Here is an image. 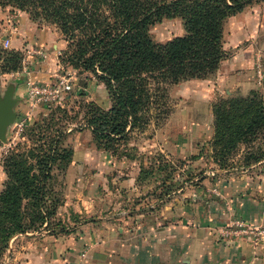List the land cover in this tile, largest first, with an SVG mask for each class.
<instances>
[{
    "label": "rangeland",
    "instance_id": "rangeland-1",
    "mask_svg": "<svg viewBox=\"0 0 264 264\" xmlns=\"http://www.w3.org/2000/svg\"><path fill=\"white\" fill-rule=\"evenodd\" d=\"M262 3L264 1H254L244 11ZM149 34L156 43L165 44L185 36L186 31L182 19L176 18L150 27ZM6 36L11 39L9 48L3 45ZM0 50L3 52L0 55V97L13 88L18 101L15 106L17 119L8 128L6 142L0 141L3 175L0 195L8 181L3 161L10 151H32L31 163L36 160L33 156L43 155L50 157L52 165L41 209L47 215L48 224L37 231L16 234L9 241L0 228V264H9L15 259L14 253L27 241L40 238L42 234L57 237L81 223L95 224L108 217L114 207L115 220L123 223V218L128 216L135 219L142 214L149 216L161 212L171 198L185 193L203 191L202 201H216L220 194L201 184L204 180L216 179L221 170L247 172L257 164L264 167V158L253 162L254 157H264V131H258L231 152L223 153L224 142H221V106L223 111H229L224 104L226 101L251 98L255 93L264 99V57L260 53L255 55L254 88L232 94L221 92L218 84L213 88L220 78V64L204 78L169 86L162 107L155 105L148 125L129 132L124 140L109 141L93 133L89 119L97 108L105 112L112 108L110 92L92 70L64 56L71 49L56 24L13 6L1 7ZM40 50L46 58L38 54ZM224 50L228 55L226 60L231 59L234 49L227 50L225 40ZM12 52L21 59L20 69L5 72L6 54ZM41 60L52 63L51 66L47 64V69L53 72L46 83L34 77L31 69L41 64ZM52 65H55L54 70ZM260 69L262 75L258 73ZM62 75L73 78V88L59 103L46 106L31 100L30 83L55 85ZM19 88L25 89L26 96L18 95ZM204 99L211 103V116L205 114L196 120L188 113L183 116L181 105ZM21 124L23 130L19 132ZM186 137L192 139L190 146L184 144ZM187 147H192L193 151L188 153ZM27 203L23 202L22 211L26 206V211L32 213L34 210ZM155 204L161 208L155 210ZM125 210L130 213L126 215ZM28 223L29 219L24 220L25 226Z\"/></svg>",
    "mask_w": 264,
    "mask_h": 264
},
{
    "label": "trees",
    "instance_id": "trees-1",
    "mask_svg": "<svg viewBox=\"0 0 264 264\" xmlns=\"http://www.w3.org/2000/svg\"><path fill=\"white\" fill-rule=\"evenodd\" d=\"M254 1L264 0H0V8L13 6L60 28L71 49L64 56L103 80L113 101L109 111L93 112L89 119L93 133L118 141L149 124L153 108L162 107L169 86L204 78L218 69L228 58L227 20ZM176 18L184 22L186 35L156 43L150 27ZM6 55L4 71H18L19 55ZM224 104L229 111L221 106L223 153L264 131V99L258 94ZM30 154L10 151L3 161L8 181L0 195V228L7 241L48 224L41 209L51 159L33 156L36 160L31 163ZM263 158L254 157L253 162ZM24 201L32 213L26 206L22 211ZM27 219L30 223L25 226Z\"/></svg>",
    "mask_w": 264,
    "mask_h": 264
},
{
    "label": "crops",
    "instance_id": "crops-1",
    "mask_svg": "<svg viewBox=\"0 0 264 264\" xmlns=\"http://www.w3.org/2000/svg\"><path fill=\"white\" fill-rule=\"evenodd\" d=\"M224 40L225 48L234 49V55L221 63L219 81L212 87L218 84L217 88L227 94L254 88L255 55L264 57V3L229 19ZM47 64L52 63L41 60L31 68L43 83L50 81L53 72ZM17 92L26 96L24 88ZM210 105L206 99L193 100L180 109L183 116L188 113L196 120L205 114L211 116ZM190 143L192 139L186 137L184 144ZM192 151V147L187 150ZM258 166L247 172L221 170L216 179L204 180L201 184L220 194L216 201H202L203 191L185 193L171 198L161 212L135 219L128 216L123 223L115 220L114 207L108 217L95 224L81 223L57 237L42 234L27 241L9 264H264V243L254 248L247 238L219 236V231L237 218L264 225V167ZM0 175L1 189V171ZM157 207L161 208L153 205L155 210Z\"/></svg>",
    "mask_w": 264,
    "mask_h": 264
},
{
    "label": "built area",
    "instance_id": "built-area-1",
    "mask_svg": "<svg viewBox=\"0 0 264 264\" xmlns=\"http://www.w3.org/2000/svg\"><path fill=\"white\" fill-rule=\"evenodd\" d=\"M5 48L11 45V39L6 36L3 41ZM44 58L47 55L43 50L38 52ZM262 75L261 69L258 71ZM73 88V78L71 76H58L55 85H39L38 83H30L28 87V95L32 101L41 105H53L60 102V99ZM21 124L19 132L23 130ZM222 239H244L247 238L254 248H258L264 243V226H256L248 223L246 220L237 218L219 231Z\"/></svg>",
    "mask_w": 264,
    "mask_h": 264
},
{
    "label": "water",
    "instance_id": "water-1",
    "mask_svg": "<svg viewBox=\"0 0 264 264\" xmlns=\"http://www.w3.org/2000/svg\"><path fill=\"white\" fill-rule=\"evenodd\" d=\"M15 90L9 88L3 97H0V141L6 142L8 128L17 119L15 106L18 101L14 98Z\"/></svg>",
    "mask_w": 264,
    "mask_h": 264
}]
</instances>
